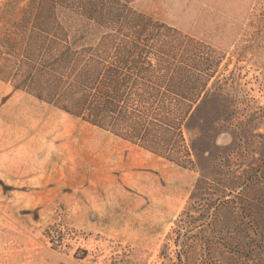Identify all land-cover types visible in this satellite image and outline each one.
<instances>
[{"label":"rangeland","instance_id":"374dc122","mask_svg":"<svg viewBox=\"0 0 264 264\" xmlns=\"http://www.w3.org/2000/svg\"><path fill=\"white\" fill-rule=\"evenodd\" d=\"M11 1L16 15L28 2L0 0V10ZM133 7L219 51L234 113L218 138L229 147L216 154L233 153L231 169L240 173L258 168L264 0H136ZM60 16L72 39L103 33ZM199 176L0 80V264H176L173 230Z\"/></svg>","mask_w":264,"mask_h":264},{"label":"trees","instance_id":"16d2710c","mask_svg":"<svg viewBox=\"0 0 264 264\" xmlns=\"http://www.w3.org/2000/svg\"><path fill=\"white\" fill-rule=\"evenodd\" d=\"M135 1L28 0L18 15L13 2L6 3L0 80L199 171L190 206L173 230L176 264H264V159L240 173L231 169L233 153L216 154L229 147L218 138L234 113L221 79L222 56L139 13ZM62 11L94 23L102 35L67 37Z\"/></svg>","mask_w":264,"mask_h":264},{"label":"crops","instance_id":"0c3cea01","mask_svg":"<svg viewBox=\"0 0 264 264\" xmlns=\"http://www.w3.org/2000/svg\"><path fill=\"white\" fill-rule=\"evenodd\" d=\"M28 94V93H27ZM29 95V94H28ZM31 96V95H30ZM31 97H33V96H31ZM34 98V97H33ZM34 99H36V98H34ZM37 100V99H36ZM39 103H41V104H46L45 102H40L39 100H37ZM46 105H48V104H46ZM48 106H51V105H48ZM51 107H53V108H55L54 106H51ZM55 109H57V108H55ZM58 110V109H57ZM58 111H62V110H58ZM63 112V111H62ZM63 113H65V112H63ZM66 115H69V114H67V113H65ZM70 116V115H69ZM72 117V116H71ZM74 118V117H73Z\"/></svg>","mask_w":264,"mask_h":264}]
</instances>
